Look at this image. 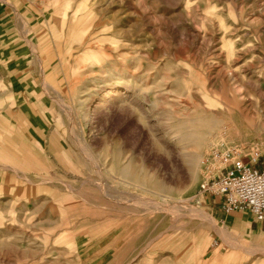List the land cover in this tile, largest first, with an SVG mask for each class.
Listing matches in <instances>:
<instances>
[{
	"label": "rangeland",
	"instance_id": "374dc122",
	"mask_svg": "<svg viewBox=\"0 0 264 264\" xmlns=\"http://www.w3.org/2000/svg\"><path fill=\"white\" fill-rule=\"evenodd\" d=\"M2 1L45 123L0 65V264H264L199 201L264 154V0Z\"/></svg>",
	"mask_w": 264,
	"mask_h": 264
},
{
	"label": "built area",
	"instance_id": "2783aa9c",
	"mask_svg": "<svg viewBox=\"0 0 264 264\" xmlns=\"http://www.w3.org/2000/svg\"><path fill=\"white\" fill-rule=\"evenodd\" d=\"M235 149L216 150L205 161L213 174L199 186L201 193L220 199L223 213L248 212L256 221L264 220V170L253 167L259 154L247 155L245 163Z\"/></svg>",
	"mask_w": 264,
	"mask_h": 264
},
{
	"label": "crops",
	"instance_id": "0c3cea01",
	"mask_svg": "<svg viewBox=\"0 0 264 264\" xmlns=\"http://www.w3.org/2000/svg\"><path fill=\"white\" fill-rule=\"evenodd\" d=\"M8 17V13L3 7V1L0 0V65H4L8 73L14 72L15 76L12 75L10 87L12 94L14 95L13 98H15L16 101H19V106L16 109H18L19 113L26 114L27 116V121L25 120L27 129H29V131L32 130L35 133H40V131L43 130L45 123L43 118H41L36 112H39V110L43 111V109L40 108L41 99L35 97L29 98L33 96L25 97L24 94L29 95L31 92H28L25 87L20 89L21 86L19 83L23 80L21 77L17 79V75L21 72L19 67L23 64V56L20 54L21 51H19L18 48H15L9 41V31L11 28H9L8 25ZM31 99H34V101ZM243 161L245 163H250L249 156L246 155L243 158ZM253 167L259 171L264 170V154H259L257 163L254 164ZM199 197V201L202 202L207 210L222 222L224 226L237 231L253 241L264 242V220L256 221L248 212L235 211L229 214H224L220 209L219 198L211 197L203 193H200Z\"/></svg>",
	"mask_w": 264,
	"mask_h": 264
},
{
	"label": "bare ground",
	"instance_id": "6f19581e",
	"mask_svg": "<svg viewBox=\"0 0 264 264\" xmlns=\"http://www.w3.org/2000/svg\"><path fill=\"white\" fill-rule=\"evenodd\" d=\"M236 246V245H235ZM241 246V245H240ZM243 250V249H242Z\"/></svg>",
	"mask_w": 264,
	"mask_h": 264
}]
</instances>
